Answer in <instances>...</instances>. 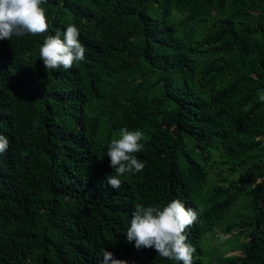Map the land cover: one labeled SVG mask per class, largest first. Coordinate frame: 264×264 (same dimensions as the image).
I'll list each match as a JSON object with an SVG mask.
<instances>
[{
	"label": "trees",
	"instance_id": "16d2710c",
	"mask_svg": "<svg viewBox=\"0 0 264 264\" xmlns=\"http://www.w3.org/2000/svg\"><path fill=\"white\" fill-rule=\"evenodd\" d=\"M41 7L47 33L0 40V264H182L126 235L137 205L174 199L199 212L193 264H264V0ZM69 24L85 59L48 71L43 40ZM121 128L145 167L114 190Z\"/></svg>",
	"mask_w": 264,
	"mask_h": 264
},
{
	"label": "clouds",
	"instance_id": "9594fccd",
	"mask_svg": "<svg viewBox=\"0 0 264 264\" xmlns=\"http://www.w3.org/2000/svg\"><path fill=\"white\" fill-rule=\"evenodd\" d=\"M46 0H0V40H11L13 36L43 35L49 30L45 9ZM79 29L69 24L61 33L47 35L39 49L40 60L45 68L57 70L71 69L76 62L85 59V46L82 45ZM264 101V94L259 96ZM145 136L141 130L121 128L119 138H113L108 146L107 157L115 174L107 175L106 182L114 190L121 187L118 177L125 173H139L145 163L134 154L140 152ZM9 148V140L0 134V154ZM202 211V209H200ZM199 212L186 208L178 199L169 202L162 209L143 204L137 205L131 214L127 228V241L135 242L137 250L154 248L160 257L193 264L196 249L188 243L187 231L198 221ZM217 231L220 240L227 237ZM103 264H127V261L114 258L111 252L102 250Z\"/></svg>",
	"mask_w": 264,
	"mask_h": 264
},
{
	"label": "rangeland",
	"instance_id": "374dc122",
	"mask_svg": "<svg viewBox=\"0 0 264 264\" xmlns=\"http://www.w3.org/2000/svg\"><path fill=\"white\" fill-rule=\"evenodd\" d=\"M214 241L211 242V244H213Z\"/></svg>",
	"mask_w": 264,
	"mask_h": 264
}]
</instances>
